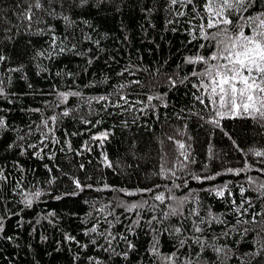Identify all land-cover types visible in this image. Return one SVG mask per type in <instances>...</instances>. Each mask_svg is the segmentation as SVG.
Here are the masks:
<instances>
[{
    "label": "trees",
    "instance_id": "trees-1",
    "mask_svg": "<svg viewBox=\"0 0 264 264\" xmlns=\"http://www.w3.org/2000/svg\"><path fill=\"white\" fill-rule=\"evenodd\" d=\"M35 3L0 0V264H264V122L196 99L202 0Z\"/></svg>",
    "mask_w": 264,
    "mask_h": 264
},
{
    "label": "snow or ice",
    "instance_id": "snow-or-ice-1",
    "mask_svg": "<svg viewBox=\"0 0 264 264\" xmlns=\"http://www.w3.org/2000/svg\"><path fill=\"white\" fill-rule=\"evenodd\" d=\"M180 2L181 0H171L172 4ZM183 2L189 5L193 4V0H183ZM251 2L252 0H202L203 22L197 29L199 37L193 35L192 38L193 40L199 38L204 41H212L214 50L208 56L188 57L185 62L203 65L201 70L194 69L191 73L193 77L197 78V83L193 84V87L200 92L196 99L201 104H205L207 100L208 105L215 110L217 117L243 116L264 122V13L252 16L241 15L236 30H233L234 14L246 12V5L250 6ZM35 7H41L39 0H36ZM193 10L195 11V7ZM180 14L183 15V13ZM196 15L199 16L200 13L196 12ZM28 19L30 20L31 16H28ZM245 27L250 30L247 34L244 30ZM210 29H216V31L209 33ZM206 46L203 43L200 45L201 48ZM187 78L185 77V79ZM60 95L67 99L68 95H77V93H60ZM104 99L106 97H99V100ZM151 99L152 97H149V100ZM68 114L67 111L63 113L64 116ZM49 119L55 122L57 117L53 116ZM211 122L219 123L218 120ZM42 123L47 127V121ZM3 126L4 121L0 119V127ZM106 135L107 133H101L100 136L93 137V139H101ZM179 147L182 149L184 145L179 144ZM36 155L40 154L36 153ZM255 155L261 156L264 153L257 151ZM2 178L3 176L0 174V179ZM74 183L78 188L81 187L78 180H74ZM145 191H151V189ZM32 195L34 198H38L41 193L36 191ZM217 195H223V193L218 192ZM154 199L164 203L166 198L163 193H160ZM26 204L31 206L32 200L27 199ZM136 207L138 206L132 205L128 210L131 211ZM170 214L175 215L176 209H172ZM194 214L198 215V213ZM91 231L95 232L96 229L93 228ZM175 231L179 232L180 229L177 228ZM195 231L199 232L201 229L196 227ZM69 239L72 238L69 237ZM129 247L132 246L129 245ZM216 251L220 250L216 249ZM174 256L175 253L165 259L172 261Z\"/></svg>",
    "mask_w": 264,
    "mask_h": 264
},
{
    "label": "rangeland",
    "instance_id": "rangeland-1",
    "mask_svg": "<svg viewBox=\"0 0 264 264\" xmlns=\"http://www.w3.org/2000/svg\"><path fill=\"white\" fill-rule=\"evenodd\" d=\"M234 26V25H233ZM245 30V29H244ZM209 31V33H212V32H215L216 31V29H210V30H208ZM247 34V33H246Z\"/></svg>",
    "mask_w": 264,
    "mask_h": 264
}]
</instances>
